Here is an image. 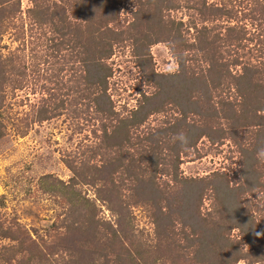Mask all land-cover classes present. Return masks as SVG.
<instances>
[{
  "label": "rangeland",
  "instance_id": "obj_1",
  "mask_svg": "<svg viewBox=\"0 0 264 264\" xmlns=\"http://www.w3.org/2000/svg\"><path fill=\"white\" fill-rule=\"evenodd\" d=\"M212 1L217 0H208V3ZM247 1L252 4L247 6L250 11L247 9L246 14L241 12L239 19H235L250 29L245 44L253 51L247 58L240 57L250 68L258 71L259 67L253 65L261 66L264 62V7L251 11L255 5L253 0H239L241 3ZM5 2L16 14L0 29L1 55L15 58L6 70L0 67V264H73L79 256L67 255L58 249L59 243L64 242L63 238L70 239L69 228L75 229L73 240L89 232L88 227L81 223V214L89 204L93 207L96 221L110 218L114 223L119 219L122 222L129 220V230L126 229L129 231L128 239L152 245V256L147 258V264H264V162L256 159L251 168L259 174L256 179L251 180L248 173H242L247 157L257 158L260 150L259 147L248 149V146L257 145L249 136L257 130L240 129L236 135L237 143L234 138L222 136L211 140L204 136L192 149L182 150L185 152L180 156L178 170L175 168L178 150L172 152L176 136L163 148L157 146L155 155L161 163L154 169L158 181H164L171 189L181 192L189 189L187 184L184 188L183 181L192 183V179L213 180L216 174L220 178L222 176L227 185L238 188L236 196L240 200L237 204L251 224L230 229V224L236 221L230 215L237 212L232 211L222 220L218 205L216 209L213 206L214 193L206 192L201 211L203 214L215 213L213 218L217 225L210 231L221 226L228 241L202 237L191 243L190 249H183L192 241V230L183 229V225H166L164 230L159 224L166 222L165 213L169 208L156 206L160 205L154 204L157 195L150 190L145 192L143 185L136 183L138 187L132 190V183L129 184L130 190H125L124 196L118 193V189L113 191L112 187L108 200H101L105 195L103 178L108 181L114 175L118 182L134 170L125 161L127 171L120 168L115 173L106 159L111 146L122 136V128L127 130L125 127L141 101L157 89L154 82L146 77L142 65L158 75L175 73L179 68L170 42L163 40L141 49L145 55L142 60L135 55L137 44L132 40L123 46L114 45V54L107 60L111 75L105 86L107 94L111 95L114 112L107 117L99 112L100 105L96 100L98 94H102V87L92 88L90 92L73 90L74 82L78 80V86L81 80L80 73L75 75L72 71L84 68L79 64L77 53L72 54L67 48L70 44L61 53H53L55 45L49 32L52 26L32 22L28 16L31 0H0V7ZM190 2L183 0V8L164 10L162 17L159 16L160 24L154 21L155 15L154 19L149 18V22L144 21L145 14L151 11L152 15L153 12L147 5L144 10L132 13L136 7L125 4L120 20L129 13V21L125 25L130 21L138 24L136 28L130 27L133 36L146 32L155 37L158 34L155 30L170 27L168 19L182 18L188 23L183 32L193 38L197 32L191 24L195 18L190 17V9H187ZM141 20L144 24L140 23ZM218 22L219 25L226 24L223 20ZM260 35L263 36L262 42ZM241 68L242 65L233 67L235 72H240ZM259 71L264 76V70L259 68ZM228 92L224 95L229 96ZM86 95V99L81 98ZM232 95L235 96L234 93ZM177 117L175 106L170 105L162 114L151 116L146 126L137 131L155 132L159 125L165 127L168 122L174 125ZM220 125L228 127L225 119ZM106 130L107 133L114 132L113 135L105 136ZM239 143H245L242 150ZM247 149L249 151L245 153ZM105 166L112 174H106ZM176 175L178 181L175 180ZM213 218L209 217V222ZM193 227L201 229L198 225ZM87 236L89 239V233ZM174 239L180 245L173 253L170 248H163L173 245ZM224 241L228 242L226 246L222 245ZM54 250L59 252L55 254ZM187 251L194 255L185 257ZM37 254L46 258L41 259Z\"/></svg>",
  "mask_w": 264,
  "mask_h": 264
},
{
  "label": "trees",
  "instance_id": "obj_2",
  "mask_svg": "<svg viewBox=\"0 0 264 264\" xmlns=\"http://www.w3.org/2000/svg\"><path fill=\"white\" fill-rule=\"evenodd\" d=\"M187 1H191L187 6V9H190L189 15L195 18L191 22L195 29L194 32H197L193 37L194 40L183 32V27H187L188 23L182 18L168 19L171 22L170 27H165L161 31L154 29L158 32L155 37L146 32L144 34L138 32L133 36L130 27L136 28L138 24L130 21L128 25H125V22L129 21V13L124 16L123 22L120 20L123 5L132 4L133 8L136 7L133 12V9H130L132 13H137L142 8L144 10L147 5V8L152 9L153 12L152 15L151 11L147 12L144 21L149 22V18L154 19L155 15L154 21L160 24L159 16L162 17L163 11L183 8V0H31L32 7L28 10L30 12L28 16L34 24L52 26L49 32L55 45L53 53H61L69 44L67 48H70V52L77 53L79 64L84 70L77 71L76 69L74 71L73 69L72 72L75 75L80 73L79 79L86 84L83 85L80 82L77 86V80L74 82L73 90L76 88L80 92H90L93 91L92 88H103L102 94H98L96 100L100 105L99 112L107 117L110 112H114L111 95L107 94V87H105L111 75V67L107 60L114 54V45L123 46L128 40H132L137 44L134 53L139 60L145 57L141 49L149 48L152 43L168 41L175 49L179 63V68L175 73L158 75L153 69L152 72L148 71L146 66L142 65L146 71V77L150 78L149 81L154 82L157 89L144 101H141L142 103L131 115L132 119H129L125 127L127 130L122 128V136L111 146L106 159L111 164L110 169L113 168L115 173L120 168L127 171L125 161L134 170L128 172L118 182L114 175L108 181L106 177L103 178L105 195L101 197V200L103 202L108 200L112 187L113 191L118 189L120 191L118 193L124 196L125 190H130L129 184L132 183V190L138 187L136 183L143 185L145 192L150 190L157 195L154 204L160 203V205L156 206L169 208V212L165 213L167 214L166 222L159 224L163 225L164 230L167 229L166 225H183V229L190 228L192 230V241L183 249H190L191 243L194 244L196 239L199 241V238L202 237L212 240L215 237L224 239L226 236L225 230L221 226L210 231L217 223L213 218L215 217L214 212L203 214L201 211L206 192L214 193L213 206L215 205L216 209L218 205V212L222 220L232 211L237 212V214L230 215L236 220L230 224V229L235 226L242 228L241 225L251 224L237 204V201L240 200L236 196V193H239L237 192L238 188L227 185L222 176L220 178L216 174L213 180L220 179L216 182L209 178L192 179L190 180L192 183L183 181L184 188L187 184L189 189L181 192L174 188L171 189L169 184L164 181H158L154 169V166L161 163L155 155L157 146L163 148L173 141L174 135L176 136L172 152L175 153L178 150L175 166L177 170L181 163L180 156L185 152L182 150L192 149L204 136H208L211 140L222 136H224L223 138H234L237 143L238 131L250 128L253 131L257 130L249 135L257 145L248 146V149L256 147L264 149V76L259 73V68L264 70V62L261 66L253 65L259 67L258 71L243 62L242 57H249L248 53L253 51L245 44L248 39L247 32L250 29L238 24L235 19L236 17L239 19L241 12L246 14L247 9L250 11L247 6L248 4L252 6L251 2L241 3L239 0H217L211 3H208V0ZM253 2L255 5L251 11H257V7H264V2L261 0H253ZM15 14L16 12L9 8L5 2L4 6L0 7V29L5 26L6 20ZM262 14L264 15V13ZM220 20L225 21L226 24L219 25L218 21ZM144 21L141 20L140 23L144 24ZM259 38L262 42L263 36L260 35ZM14 59V56L3 57L0 53L2 70H6L11 65L9 62ZM239 65H242L241 71L235 72L233 67ZM226 91H229V96L224 95ZM233 93L235 96L232 95ZM81 98L86 99L87 95ZM170 105L175 106L176 114H178V121L174 125H169L168 120V123L165 121V127L159 125L155 132L149 129V131H137L138 128L146 126L151 116L162 114L168 110ZM223 119L227 122L228 127L220 125ZM133 128L137 134L132 132ZM105 132L107 137H111L114 133L112 131L107 133V130ZM181 132L189 138V143L185 147H181L177 140V135ZM114 139L116 138L114 137ZM239 145L242 150L245 143H239ZM248 149L244 152L248 153ZM248 157L245 160V169L242 170V173H248L249 179L253 180L259 175L255 170H251L257 162V158L252 155ZM249 161L253 163L250 165ZM103 169L106 170V174H112L108 166ZM114 171L113 174H115ZM252 172H254L253 175ZM177 177L178 175H176ZM175 180L178 181V178ZM180 183L183 184L181 181ZM68 187L70 186L66 188ZM162 212L163 210L160 211V214ZM94 213L92 205L89 204L85 212L81 214V223L89 229V239L87 233L73 240L75 229L69 228L71 229L70 239L63 238L64 242L59 243L58 249H62L67 255L79 256L73 261V264H147L146 260L152 253V245L128 239L129 220L122 222L119 219L115 220V223L111 218L96 221ZM209 217L213 218L210 222ZM205 222L209 224H205ZM94 223L98 225H93ZM193 225L201 226V229L198 227L194 229ZM202 225H206V227ZM5 236H9L7 232ZM225 240L228 241V237ZM175 242L173 245H166L163 248H170V252L173 253L175 247L180 245L177 240ZM197 244L199 245L200 242ZM226 244L228 242L224 241L222 245L226 246ZM208 247L210 248L209 244ZM197 251L198 249H196ZM53 253L57 254L55 250ZM190 255L194 254H191L190 251L185 253V257ZM37 256L41 259L46 258L38 254Z\"/></svg>",
  "mask_w": 264,
  "mask_h": 264
},
{
  "label": "clouds",
  "instance_id": "obj_3",
  "mask_svg": "<svg viewBox=\"0 0 264 264\" xmlns=\"http://www.w3.org/2000/svg\"><path fill=\"white\" fill-rule=\"evenodd\" d=\"M177 140L179 141L181 147H185L189 143L188 136L183 132L177 135ZM257 159L261 160V162H264V149H260L257 152Z\"/></svg>",
  "mask_w": 264,
  "mask_h": 264
}]
</instances>
